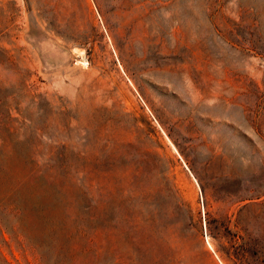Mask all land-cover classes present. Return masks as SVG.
I'll use <instances>...</instances> for the list:
<instances>
[{
	"label": "rangeland",
	"instance_id": "374dc122",
	"mask_svg": "<svg viewBox=\"0 0 264 264\" xmlns=\"http://www.w3.org/2000/svg\"><path fill=\"white\" fill-rule=\"evenodd\" d=\"M11 140L65 156L52 216L74 233L73 198L91 216L73 264H264V0H0ZM11 226L0 259L40 264ZM28 236L52 264L50 232Z\"/></svg>",
	"mask_w": 264,
	"mask_h": 264
},
{
	"label": "trees",
	"instance_id": "16d2710c",
	"mask_svg": "<svg viewBox=\"0 0 264 264\" xmlns=\"http://www.w3.org/2000/svg\"><path fill=\"white\" fill-rule=\"evenodd\" d=\"M59 157L61 158L58 159L54 155L44 156L37 150L32 153V149L26 153H20L15 149L13 140L0 142V214L11 221L13 233L15 232L17 235L25 233L24 236L28 239L30 250L36 251L33 253L38 255L40 264H46L43 254L45 245L34 242L28 236L30 226L34 229L36 226L42 225L50 232V244L48 245L51 247L52 264H73L77 261L78 256L88 255L92 244L88 228L91 222V216L88 215V204L82 206L80 213L82 216H80L74 214V208L79 205L77 199L73 198V200L64 202V214L68 219L76 222L74 233L69 231L66 224L57 222V219L52 216L55 207L50 197L54 192L61 196L62 189H65L59 184L58 169L61 168L67 172L66 167L68 166L64 160L65 156L59 154ZM39 183L42 185L40 192H37L36 186ZM26 192L29 198L25 196ZM80 192L81 195H85L84 191L80 190ZM133 228L137 230L136 232L142 229L139 224H134ZM60 231L65 232L64 242L58 239ZM136 237L138 257L140 253H145L147 248L155 250V247L147 242V238L151 235L148 234L146 240L142 236L136 235ZM114 258L118 259L117 264L123 263L118 250H115ZM155 262L156 264H178L174 257L168 254L156 257ZM0 264L10 263L2 257Z\"/></svg>",
	"mask_w": 264,
	"mask_h": 264
}]
</instances>
